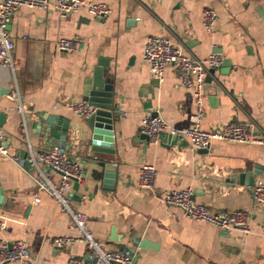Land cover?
<instances>
[{
	"label": "crops",
	"instance_id": "1",
	"mask_svg": "<svg viewBox=\"0 0 264 264\" xmlns=\"http://www.w3.org/2000/svg\"><path fill=\"white\" fill-rule=\"evenodd\" d=\"M88 1L110 6L111 18L100 22L85 7L66 19L53 8H22L8 25L14 69L0 64V90L17 98L0 94V114H5L0 133L10 155L22 159L30 148L46 151L59 144L46 135L43 114L58 116L62 124L68 120L67 154L86 177L75 205L87 214L88 230L106 250L133 249L134 264H264V208L252 195L253 184L264 183V145L216 140L207 153H200L180 137L174 147L160 141L144 149L140 133L147 112L181 131L191 126L197 110L175 66L166 67L162 81L155 82L143 57L150 36H167L182 52L201 59L218 53L227 61L206 80L203 130L241 122L264 132V0ZM206 8L217 12L210 33L202 20ZM61 38L76 40V51L60 52ZM100 60L109 63L120 112L110 132L116 160L107 162L117 166L114 183H104L101 169L88 162L86 118L67 107L83 102L85 82ZM143 164L157 171L152 191L137 187ZM246 171L240 184L238 176ZM185 189L212 213L245 210L249 232H223L164 204L168 192ZM0 192V219L6 224L0 247L25 241L29 264H67L71 256L87 257L82 242L61 250L52 247L54 237L78 232L39 188L33 170L0 157ZM135 240L152 245L143 249Z\"/></svg>",
	"mask_w": 264,
	"mask_h": 264
},
{
	"label": "built area",
	"instance_id": "2",
	"mask_svg": "<svg viewBox=\"0 0 264 264\" xmlns=\"http://www.w3.org/2000/svg\"><path fill=\"white\" fill-rule=\"evenodd\" d=\"M85 7L88 13L100 22L111 18L113 10L105 3L90 2L88 0H3L0 4V64L14 69V42L8 32V25L12 18L22 8L47 10L53 8L61 18L79 12ZM203 26L207 32H212L217 21V12L213 8H206L202 12ZM76 40L61 38L57 48L62 53L76 51ZM143 57L149 65L154 80L162 81L166 67L175 66L181 85L192 91L197 104L196 112L191 116V126L178 131L171 128L158 114L147 112L141 121L140 133L148 137V143L157 144L161 136L170 133L175 137L187 138L195 150L209 149L213 141H228L235 143L264 145V132L254 129L241 122H231L223 130L206 131L201 127L205 113V85L208 76L221 67L224 58L218 53H211L206 58H198L186 54L177 48L167 36H150L145 40ZM16 99L17 94L11 93ZM77 115L88 118L95 114L97 107L88 103H73L67 106ZM125 115V112H121ZM25 132V125L23 126ZM0 157H7L16 163L24 160L18 156H11L5 144L4 135L0 133ZM26 162L33 170L39 188L49 194L60 210L68 216L74 225L78 236H56L51 245L55 250H61L82 242L87 248V257L71 256L67 264H134L133 256L128 250H106L103 244L88 230V216L76 208L71 199L74 181L80 185L85 180L80 165L67 154V148L56 144L46 151H33L31 148ZM58 176V181L54 179ZM157 171L150 164H143L140 168L137 187L142 191H152L156 185ZM252 195L257 204L264 208V183L258 182L252 187ZM39 198L35 199L38 203ZM164 204L178 209L192 220L214 226L220 231L230 232L239 230L244 234L249 232V216L245 210L231 213H212L209 209L193 199L191 189L172 190L163 198ZM5 222L0 219V233L5 229ZM2 243L0 247V264H29L30 253L25 241Z\"/></svg>",
	"mask_w": 264,
	"mask_h": 264
},
{
	"label": "water",
	"instance_id": "3",
	"mask_svg": "<svg viewBox=\"0 0 264 264\" xmlns=\"http://www.w3.org/2000/svg\"><path fill=\"white\" fill-rule=\"evenodd\" d=\"M8 29V28H7ZM227 65V61L223 65ZM215 71H212V74ZM207 81L211 80V76H208ZM156 83H159L155 80ZM7 93L10 95L11 92H6V90H0V94ZM114 80L109 76V63L106 60H100L98 65L94 67L92 77L87 79L85 82L83 90V101L88 102L97 107V111L94 115L86 118L85 124L87 127V145L89 146L90 154L88 162L93 164L95 167L100 168L103 174L104 183H114L116 178V168L117 166L113 163L115 162V150L113 145V138L110 132L113 130L114 120L120 117L119 105L114 102L115 96ZM148 107L151 104L148 103ZM155 115H157L155 113ZM5 114H0V124L4 119ZM42 118L46 122V135H50L55 139L59 140V144L62 147H66L67 135L69 130L68 120L62 124L60 123V118L58 116L49 117L43 114ZM180 137H175L170 133L163 134L161 136V141L165 144H169L171 147L176 146ZM141 141L144 144V149L148 146V137L146 135H141ZM209 149L200 150V153H207ZM28 155L22 159L25 161L24 166L28 169L29 164L26 162ZM115 170V171H114ZM258 169H255V172ZM247 171L240 174L239 183L242 184L245 181ZM112 179V180H111ZM236 175L232 176L231 180L234 182ZM252 183V182H251ZM254 185V184H253ZM80 185L77 181H74L73 190L76 192L71 194V199L74 202L80 200V194L77 193ZM1 193V192H0ZM4 198H0V204L3 202ZM114 235V233H113ZM134 245L143 249H148L152 244L147 241L135 240ZM12 247V243L9 244ZM131 254H134L133 249L128 250Z\"/></svg>",
	"mask_w": 264,
	"mask_h": 264
}]
</instances>
